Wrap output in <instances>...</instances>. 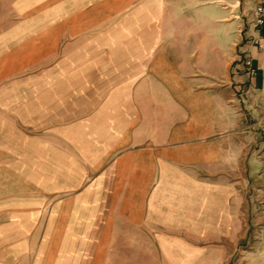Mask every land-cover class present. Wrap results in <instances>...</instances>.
Segmentation results:
<instances>
[{"label": "crops", "instance_id": "obj_1", "mask_svg": "<svg viewBox=\"0 0 264 264\" xmlns=\"http://www.w3.org/2000/svg\"><path fill=\"white\" fill-rule=\"evenodd\" d=\"M259 1L0 0V264H63L17 251L63 248L65 218L135 251L129 264H222L261 169L239 140L242 120L264 122V33L247 17ZM80 137L103 197L97 176L82 194L63 167L38 176Z\"/></svg>", "mask_w": 264, "mask_h": 264}, {"label": "rangeland", "instance_id": "obj_2", "mask_svg": "<svg viewBox=\"0 0 264 264\" xmlns=\"http://www.w3.org/2000/svg\"><path fill=\"white\" fill-rule=\"evenodd\" d=\"M227 1L231 2V0H217V3H226ZM244 1L247 0H240V4L245 7L246 3L244 4ZM259 114L260 112L257 111L254 117H247L241 121V138L239 139L242 149L241 161L250 160L257 163V168L261 169L256 171V179H254L250 187L244 185L240 188L242 200L240 202V217L238 220L241 227V236L236 249L225 251L222 264H264V246L260 244L256 245L257 249L255 250L249 249L253 243H264V122L261 120L263 115ZM248 123L251 124L249 128L246 126ZM91 141L92 139L80 137L79 155L65 153L63 155V161L60 160L59 155L49 152L43 157L44 159L46 158L42 164L44 169L39 172L40 174L38 176L50 181V179L59 173L56 171V168L63 167L62 179H64L65 183L71 182L72 179H78L80 184L76 187V191L81 194L87 193V189L89 188L87 184L97 176L101 180L96 186L95 194L103 197L104 194L108 193V180L106 181L103 178V169H94L93 165H95L96 161L94 152L96 151V147ZM36 176L33 175V177ZM53 188L52 185H49L38 187L37 190H43L45 192ZM64 188L71 187L65 185ZM83 220H85V224L81 223L80 228L81 230H86L87 220L85 218L80 219V222ZM64 222L65 229L67 230H65L62 238L63 242L61 245L63 248L17 251V257L24 259L31 258L32 261L38 259H48L49 261L50 259H61V263L63 264H129L130 261L135 260V251H124L125 254L121 257V251L118 248L113 250L106 248L109 245L104 240L106 235L104 236L98 233L94 235L88 234V232L71 233L69 230L72 227L69 223H72V219L65 218ZM103 223V217L96 219L97 231L103 226ZM118 245V243L114 244V246ZM188 252L190 253V251ZM249 252L253 254L249 255ZM191 253L194 254L195 251H191ZM177 261L179 262L177 264H187L189 260L184 257V259L177 258Z\"/></svg>", "mask_w": 264, "mask_h": 264}, {"label": "built area", "instance_id": "obj_3", "mask_svg": "<svg viewBox=\"0 0 264 264\" xmlns=\"http://www.w3.org/2000/svg\"><path fill=\"white\" fill-rule=\"evenodd\" d=\"M247 17L252 25L264 33V0H260L252 9L247 13ZM248 72L255 74V68L252 66L251 59L246 58L244 61Z\"/></svg>", "mask_w": 264, "mask_h": 264}]
</instances>
